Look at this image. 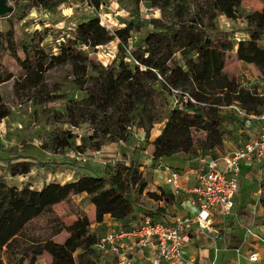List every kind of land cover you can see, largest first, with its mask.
<instances>
[{
  "label": "trees",
  "instance_id": "trees-1",
  "mask_svg": "<svg viewBox=\"0 0 264 264\" xmlns=\"http://www.w3.org/2000/svg\"><path fill=\"white\" fill-rule=\"evenodd\" d=\"M28 9L54 12L56 7L71 0H27ZM99 2V0H93ZM136 4L149 2L156 6L161 19L151 22L153 30L141 41L143 45L132 53L134 63L124 56L129 48L131 32L145 26L131 21L125 27L110 32L98 17L77 25L70 36L60 43L58 54L41 48L43 37L34 36L22 47L20 54L15 40L14 25L0 30V123L9 116L2 103L1 87L14 75L5 66V58H13L23 69L15 81L17 91L35 89L41 103L59 99L45 92L46 74L55 68L69 65L73 82L85 93L79 101H68L63 115L74 128L90 125L92 133L81 138L72 130L54 133L45 148L61 152L72 148L78 153L100 151L108 143L127 141L136 127L149 139L155 125L163 123L155 139L154 161L184 153L190 160L198 155L217 157L224 150L227 134L245 127V121L233 112L223 115V107L239 102L247 112L261 113L262 99L230 80L224 69L229 56L254 65L264 80V6L244 17L245 37L235 40L232 31L219 27L216 19L226 16L236 19L243 0H206L189 20L185 0H133ZM264 3V0H263ZM175 9V11H173ZM24 16V15H22ZM166 19V21L164 20ZM118 40L119 61L104 66L91 60L84 47L95 48ZM188 93L195 104L185 99L177 107L170 106L172 91ZM45 92V94H44ZM239 92V94H238ZM204 104V105H203ZM234 127V128H233ZM205 138L203 150L196 148L194 133ZM34 164L31 161L10 163L14 175H26ZM86 194L95 209V222L104 224L109 216L128 228L139 223L142 215L153 222L169 224L176 214L171 209L176 197L170 190L149 189L146 174L137 163L117 162L102 175H85L64 184L51 182L40 190L18 188L0 180V264H37L43 253L51 256V264H108L96 250L100 231L79 205H73L76 219L70 225L55 212L54 206ZM264 198V197H263ZM155 203L144 207L145 200ZM163 203V205L161 204ZM264 205V199L262 200ZM104 229V227L102 228ZM67 233L64 242L55 237ZM103 234V233H102ZM7 255L5 261L3 256ZM114 264V263H113Z\"/></svg>",
  "mask_w": 264,
  "mask_h": 264
},
{
  "label": "rangeland",
  "instance_id": "rangeland-1",
  "mask_svg": "<svg viewBox=\"0 0 264 264\" xmlns=\"http://www.w3.org/2000/svg\"><path fill=\"white\" fill-rule=\"evenodd\" d=\"M176 2L180 3V0H176ZM205 2L206 0H185L183 4L188 7V13L184 19L189 20L198 12L199 5H203ZM6 3L10 7V11L0 16V30H4L7 25H14L15 40L20 54L23 45L30 42L34 36L43 37L40 47L46 53L58 54L60 43L73 33L78 24L98 17L101 24L105 25L110 32L125 27L131 21L145 25L131 32L132 37L129 40V48L124 54L126 61L133 64L132 53L139 45H143L141 41L153 30L151 22L162 18V14L156 6L144 1L136 4L133 0H99V2L71 0L68 4L56 7L54 12L42 9L29 10L27 0H6ZM263 6V0H243L236 19H229L222 15L216 19V22L221 29L232 31L235 40L239 41L245 37L244 17L255 11H261ZM164 20L166 21V19ZM118 42V40H115L107 45L95 48L84 47L83 51L91 60L108 66L114 61H119ZM261 45L264 47V43ZM5 66L14 75V78L1 87L2 103L9 110V116L0 123L1 181L18 188L27 186L31 189L40 190L45 184L51 182L61 184L73 182L85 175H102L113 168L117 161L98 159L95 155L96 151H87L81 154L72 148H68L61 152H53L51 149L47 150L44 146L50 143L54 133H59L61 130L74 131L78 136L77 144H81L82 137L92 133L90 125L85 123L79 128H74L68 122V118L63 115L66 105L69 103L68 101H79L85 97V93L73 82L74 77L69 65L55 68L46 74V88L44 91L60 97L50 103H41L40 97L43 95L40 93L37 96L35 89L17 91L15 81L23 75V69L11 57L5 58ZM224 74L239 85L248 86L257 94L264 93V80L261 78L259 70L255 66H249L239 61L234 53L229 56ZM168 99L172 108L185 102L180 91H172V96H168ZM260 99H262V106L256 107V109L264 110V97H260ZM221 113L225 115L227 112L222 109ZM164 125L165 121L155 125L154 128L162 130ZM138 130L136 127L131 130L127 140L131 141V145H127L126 150L122 152L123 158L127 156L126 152H128L129 147L135 143L132 139L136 137L135 131ZM194 138L196 148L203 150L204 147L201 146V143L205 138V134L196 132ZM227 138L229 141H233L237 138L236 132L228 133ZM111 144L108 143L105 146ZM134 148L136 152L141 151V147L138 145ZM184 157L183 153L177 156L164 157L161 159V164L181 169L186 166ZM132 158L137 159L131 156ZM20 161H31L34 164L30 173L26 175H14L12 173L10 163ZM154 167H156L155 164L152 165L146 175L149 183L153 181L152 171ZM161 173L162 170L160 169L157 174L160 175ZM73 205H79L82 212L89 217L92 223V231L99 230L102 234L114 230V221H109L108 224H103L101 227L98 226L95 222V211L91 209L90 202L80 200L78 197L54 206L55 212L66 224L70 225L76 219ZM153 206H155L154 202L148 199L145 200L144 207L153 208ZM102 227L104 229L100 230ZM67 236V233L63 232L54 240L64 242ZM3 258L6 261L7 255H4ZM103 261L108 264L114 263L111 256L108 255L103 256ZM25 264H30V260H26ZM37 264H51V257L45 252L39 257Z\"/></svg>",
  "mask_w": 264,
  "mask_h": 264
},
{
  "label": "built area",
  "instance_id": "built-area-1",
  "mask_svg": "<svg viewBox=\"0 0 264 264\" xmlns=\"http://www.w3.org/2000/svg\"><path fill=\"white\" fill-rule=\"evenodd\" d=\"M242 88L254 96L264 97V93L257 94L248 86L240 85ZM184 97L199 104L188 93H184ZM223 109L235 113L245 122L257 123V136L239 147L218 153L217 157L200 154L186 169L159 165L173 195L176 198L189 196L197 214L174 216L169 224L153 222L149 216L142 215L139 223H131L128 228L120 226L101 234L95 247L98 253L111 256L114 264H137L139 256L144 264H205L184 254L183 250L190 243L192 235L210 230L215 215L224 219L232 214L244 164L260 165L264 175V110L250 113L242 109L239 102ZM185 175L193 177L195 184H186ZM247 232L254 235L251 229ZM250 260L257 261L258 255L253 253Z\"/></svg>",
  "mask_w": 264,
  "mask_h": 264
},
{
  "label": "crops",
  "instance_id": "crops-1",
  "mask_svg": "<svg viewBox=\"0 0 264 264\" xmlns=\"http://www.w3.org/2000/svg\"><path fill=\"white\" fill-rule=\"evenodd\" d=\"M248 65L254 66L252 64ZM161 132V129L154 128L151 132V137L147 139L143 130L135 131L136 137L132 139L135 143L129 147L128 152H126L127 156H124V158L122 157V152L126 150L127 145H131V141L112 143L110 146H105L100 151H96L95 155L103 161L114 160L115 162H124L127 165L137 163L146 175L152 165L155 164L156 167L152 171L153 181L149 183L150 190L154 191L159 188L171 190L165 183L164 173L157 174L160 170L161 160L156 162L153 159L155 150L153 142ZM258 132L257 123L245 122V127L237 131V138L233 141L227 139L224 143V150H218L217 153L226 152L243 145L248 140L255 138ZM137 145L141 147V151L136 152L134 147ZM178 154L180 153L175 154V156ZM131 156L137 159H131ZM184 156L186 166L181 168V170L186 169L193 163V160H190L186 154ZM184 182L188 185H193L195 184V179L185 175ZM239 183L240 188L234 199L232 214L224 219L215 215L210 230L207 229L204 232L193 234L190 243L183 250L186 257L195 258L205 264H264V205L262 203L264 197V175L261 166L258 164H244ZM75 197L83 200L86 194ZM90 207L95 211L93 205ZM171 209L176 216H195L197 214V210L191 205L190 198L187 195L178 196ZM109 221L113 220L107 216L104 224H108L107 222ZM113 224L114 229L122 225L115 221ZM248 229H251L254 235H250L247 232ZM253 253L258 255V260L255 262L250 260V256ZM137 264H144L141 261V256H139Z\"/></svg>",
  "mask_w": 264,
  "mask_h": 264
},
{
  "label": "water",
  "instance_id": "water-1",
  "mask_svg": "<svg viewBox=\"0 0 264 264\" xmlns=\"http://www.w3.org/2000/svg\"><path fill=\"white\" fill-rule=\"evenodd\" d=\"M10 11V7L7 5L6 0H0V16Z\"/></svg>",
  "mask_w": 264,
  "mask_h": 264
}]
</instances>
